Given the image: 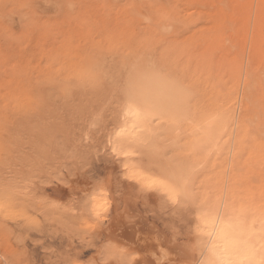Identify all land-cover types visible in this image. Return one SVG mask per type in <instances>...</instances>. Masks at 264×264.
Here are the masks:
<instances>
[{
	"label": "rangeland",
	"instance_id": "obj_1",
	"mask_svg": "<svg viewBox=\"0 0 264 264\" xmlns=\"http://www.w3.org/2000/svg\"><path fill=\"white\" fill-rule=\"evenodd\" d=\"M219 208L264 264V0H0V264H115L126 222L161 246Z\"/></svg>",
	"mask_w": 264,
	"mask_h": 264
},
{
	"label": "bare ground",
	"instance_id": "obj_2",
	"mask_svg": "<svg viewBox=\"0 0 264 264\" xmlns=\"http://www.w3.org/2000/svg\"><path fill=\"white\" fill-rule=\"evenodd\" d=\"M230 107L232 108V106ZM133 113L134 110L132 108H128L126 111V114L129 116ZM128 194L130 195V193ZM130 202V197H122L124 209L128 208L133 210L130 207ZM211 214H215L214 217H203L195 220L192 236L183 239L181 242L174 243L172 240H161L156 236L158 234H156L155 236L157 238L155 236L154 238L156 242L160 241L157 244H161V246L155 245L154 247L153 244L145 246L144 243L146 242H140V235L144 234L146 238H150L149 236L153 232L150 229L151 226L145 220L143 222L137 219L139 221L137 224L126 222L128 228L121 229L119 232L110 231V236L108 235L110 243L113 244L112 252L114 253L112 254L115 259V264H175L176 258L184 260L186 264H222V262H231V264H254L248 243L242 241L234 243L230 237L223 234L221 224L223 209H216ZM127 218L126 216L125 220ZM209 232L212 233L211 236L208 235ZM152 248L153 250L157 249L156 252L161 256V261L151 256ZM149 251H151V254H149ZM154 254L156 253L154 252ZM128 256L132 257V260L128 259Z\"/></svg>",
	"mask_w": 264,
	"mask_h": 264
},
{
	"label": "snow or ice",
	"instance_id": "obj_3",
	"mask_svg": "<svg viewBox=\"0 0 264 264\" xmlns=\"http://www.w3.org/2000/svg\"><path fill=\"white\" fill-rule=\"evenodd\" d=\"M208 235H209V236H211V235H212V233H211V232H209V233H208ZM222 264H231V262H222Z\"/></svg>",
	"mask_w": 264,
	"mask_h": 264
}]
</instances>
